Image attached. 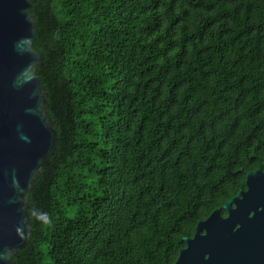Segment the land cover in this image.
<instances>
[{
	"label": "trees",
	"instance_id": "obj_1",
	"mask_svg": "<svg viewBox=\"0 0 264 264\" xmlns=\"http://www.w3.org/2000/svg\"><path fill=\"white\" fill-rule=\"evenodd\" d=\"M29 13L57 142L13 264H173L264 170V0H30Z\"/></svg>",
	"mask_w": 264,
	"mask_h": 264
},
{
	"label": "water",
	"instance_id": "obj_2",
	"mask_svg": "<svg viewBox=\"0 0 264 264\" xmlns=\"http://www.w3.org/2000/svg\"><path fill=\"white\" fill-rule=\"evenodd\" d=\"M29 7L30 0H0V264H13L33 233L29 192L57 142ZM182 240L173 264H264V170L246 172L245 189Z\"/></svg>",
	"mask_w": 264,
	"mask_h": 264
},
{
	"label": "flooded vegetation",
	"instance_id": "obj_3",
	"mask_svg": "<svg viewBox=\"0 0 264 264\" xmlns=\"http://www.w3.org/2000/svg\"><path fill=\"white\" fill-rule=\"evenodd\" d=\"M191 237H193V235ZM191 237H189V238H191ZM184 247H185V243H184ZM184 247H181V248H184Z\"/></svg>",
	"mask_w": 264,
	"mask_h": 264
}]
</instances>
